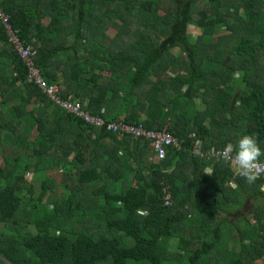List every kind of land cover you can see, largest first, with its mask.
<instances>
[{
    "label": "trees",
    "instance_id": "16d2710c",
    "mask_svg": "<svg viewBox=\"0 0 264 264\" xmlns=\"http://www.w3.org/2000/svg\"><path fill=\"white\" fill-rule=\"evenodd\" d=\"M0 11L60 98L179 144L155 162L148 140L53 104L0 19V264H264V179L191 152L247 134L264 149V0H0ZM54 170L62 191L46 202ZM243 194L260 203L250 229L230 222Z\"/></svg>",
    "mask_w": 264,
    "mask_h": 264
},
{
    "label": "built area",
    "instance_id": "2783aa9c",
    "mask_svg": "<svg viewBox=\"0 0 264 264\" xmlns=\"http://www.w3.org/2000/svg\"><path fill=\"white\" fill-rule=\"evenodd\" d=\"M0 19L2 20L6 33L8 35L9 41L14 46L15 50L19 54L20 58L24 61L28 68V81L34 82L42 90V92L53 102V104L58 105L65 111L73 114L74 116L81 118L87 124L94 127L105 126L106 130L112 131L119 134L132 135L134 138H143L148 140V146L154 152L153 160L155 162L162 160L165 157L166 148L173 146L178 148L179 144L177 139L170 133L164 131H154L145 129L142 125L134 126L122 122H111L106 123L102 118L90 115L88 112L84 111L80 101L72 102L70 100H63L58 95V88L56 85H48L41 77L38 69L33 64L31 57L34 54V50L31 47H24L19 41L16 34L11 30L7 17L0 11ZM192 154L201 158L213 159L214 161H223L220 156V150H205L202 147L200 141L196 142L191 150ZM261 167L264 168V157L261 159ZM229 165V164H228ZM230 170L233 174L236 171L233 166L229 165ZM264 179V174L260 176Z\"/></svg>",
    "mask_w": 264,
    "mask_h": 264
},
{
    "label": "clouds",
    "instance_id": "9594fccd",
    "mask_svg": "<svg viewBox=\"0 0 264 264\" xmlns=\"http://www.w3.org/2000/svg\"><path fill=\"white\" fill-rule=\"evenodd\" d=\"M219 156L225 163L233 166L236 174L248 184H254L264 174V168L261 167L264 149L255 134L242 135L235 143H227L220 150ZM205 174L213 175L210 170H205ZM261 188L264 190V185Z\"/></svg>",
    "mask_w": 264,
    "mask_h": 264
},
{
    "label": "crops",
    "instance_id": "0c3cea01",
    "mask_svg": "<svg viewBox=\"0 0 264 264\" xmlns=\"http://www.w3.org/2000/svg\"><path fill=\"white\" fill-rule=\"evenodd\" d=\"M228 187L234 189L235 184L233 182H230ZM240 199L241 200L237 203L229 202L228 204V208L234 211L230 212V222L241 226V228L243 229H250L255 225V220L252 216L251 211L259 206L260 203L259 201L254 200L253 198L248 197L245 194H243V196H240Z\"/></svg>",
    "mask_w": 264,
    "mask_h": 264
},
{
    "label": "rangeland",
    "instance_id": "374dc122",
    "mask_svg": "<svg viewBox=\"0 0 264 264\" xmlns=\"http://www.w3.org/2000/svg\"><path fill=\"white\" fill-rule=\"evenodd\" d=\"M187 32L189 34V38L190 41L193 42L195 37L199 34V30L198 28H196L193 25L188 26L187 28ZM108 33L113 34L114 31L112 29H110L108 31ZM217 34L220 37V40L223 41L226 39V33L224 31H220L217 32ZM2 166V162L0 160V167ZM51 175V179H52V190L51 191H47L46 196H45V201L46 202H52L54 200H56L57 195H59V193L62 191V183H61V177H59V175L56 173V171H50L49 172ZM26 179L27 181H30L32 179L31 174L28 173L26 174ZM168 250L171 253H180L179 249L177 248V240H171Z\"/></svg>",
    "mask_w": 264,
    "mask_h": 264
}]
</instances>
